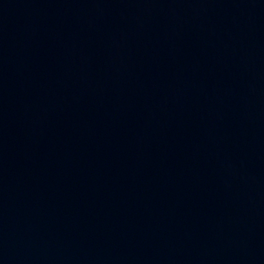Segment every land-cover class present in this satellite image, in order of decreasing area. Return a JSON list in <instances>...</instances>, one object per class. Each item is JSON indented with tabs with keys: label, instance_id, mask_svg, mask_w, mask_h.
I'll return each instance as SVG.
<instances>
[{
	"label": "water",
	"instance_id": "1",
	"mask_svg": "<svg viewBox=\"0 0 264 264\" xmlns=\"http://www.w3.org/2000/svg\"><path fill=\"white\" fill-rule=\"evenodd\" d=\"M0 264H264V0H0Z\"/></svg>",
	"mask_w": 264,
	"mask_h": 264
}]
</instances>
